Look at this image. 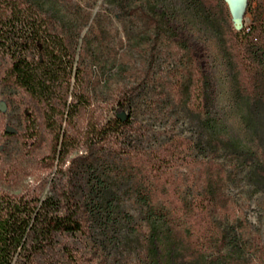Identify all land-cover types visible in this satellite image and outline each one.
I'll use <instances>...</instances> for the list:
<instances>
[{
	"label": "trees",
	"instance_id": "obj_1",
	"mask_svg": "<svg viewBox=\"0 0 264 264\" xmlns=\"http://www.w3.org/2000/svg\"><path fill=\"white\" fill-rule=\"evenodd\" d=\"M43 1L0 0V87L23 94L67 122L69 94L79 86L81 67H91L93 61L92 55L88 62L78 58L86 52L82 32L87 20L65 16L64 6L57 0ZM199 1L213 16L226 11L225 0ZM166 13L172 36L191 40ZM224 43L238 71V92L249 100L251 108L263 105L264 24L256 20L241 31L230 30ZM189 55L191 94L186 105L196 117L198 133L166 138L152 160L140 168L114 166L108 162L111 156L104 154L97 160L73 159L63 172L69 138L66 132H58L59 168L52 173L48 192L15 195L0 190V264H83L80 246L85 244L79 239L91 241L98 250L109 245L115 248L122 223L130 224V233L145 241L131 264H191L204 257H217L221 264H263L259 236L230 195L229 170L234 157L219 162L217 156L218 146H222L235 150L238 158L242 146L236 144L239 140L233 132L230 139L217 137L210 126L218 117L214 76L201 66L194 47L189 48ZM179 83L182 87L184 80ZM132 104L125 95L117 99L113 115L92 131V139L106 143L132 130ZM252 147L249 150L257 155ZM177 154L188 155L198 166L191 198L174 196L166 188L165 178L172 173V159ZM201 155L204 158L199 160ZM125 180L132 181L135 202L146 220L158 227L155 233L135 224L133 216L121 207Z\"/></svg>",
	"mask_w": 264,
	"mask_h": 264
},
{
	"label": "rangeland",
	"instance_id": "obj_2",
	"mask_svg": "<svg viewBox=\"0 0 264 264\" xmlns=\"http://www.w3.org/2000/svg\"><path fill=\"white\" fill-rule=\"evenodd\" d=\"M57 1L64 6L65 16L87 20L82 32L86 52L78 58L88 62L92 55L93 61L91 67H81L79 86L69 94L67 122L62 115L45 111L44 105L31 102L23 94L0 87V106L4 105L0 110V190L15 195L31 191L45 195L51 188L52 173L59 168L58 132H66L69 138L63 172L73 159L97 160L104 154L111 156L108 162L114 166L140 168L152 160L154 151L166 138L196 135V117L186 105L191 94L189 48L194 47L201 66L214 76L218 117L211 120L210 126L217 137L230 139L229 133L233 132L239 140L236 144L242 146L239 159L235 150L222 146H218L217 156L219 162L227 156L234 157L229 170L230 195L253 224L264 258V104L251 108L249 100L238 92V71L227 43L223 44L238 23V31L253 26L256 20L264 24V0H225L228 15L223 11L222 16L219 13L216 17L199 0H129L124 4L120 0ZM166 12L191 40L172 36ZM123 95L133 101L129 112L132 130L113 136L106 143H97L92 131L113 115L116 100ZM249 146L258 154L252 153ZM171 164L172 173L165 178L167 190L174 196L191 198L198 166L188 155L178 154ZM131 184L125 180L121 186L125 193L121 207L133 216L135 224L153 234L158 227L146 220L132 195ZM122 224L115 248L109 245L98 250L91 241L79 239L85 244L80 246L83 264H131L137 258L145 241L130 233V224ZM191 264L221 261L204 257L202 262Z\"/></svg>",
	"mask_w": 264,
	"mask_h": 264
},
{
	"label": "water",
	"instance_id": "obj_3",
	"mask_svg": "<svg viewBox=\"0 0 264 264\" xmlns=\"http://www.w3.org/2000/svg\"><path fill=\"white\" fill-rule=\"evenodd\" d=\"M240 28H241L240 24H239V23L236 24L235 29H236V30H240Z\"/></svg>",
	"mask_w": 264,
	"mask_h": 264
}]
</instances>
